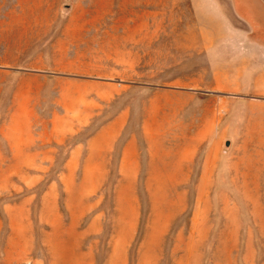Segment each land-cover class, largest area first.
I'll return each instance as SVG.
<instances>
[{
	"label": "rangeland",
	"instance_id": "1",
	"mask_svg": "<svg viewBox=\"0 0 264 264\" xmlns=\"http://www.w3.org/2000/svg\"><path fill=\"white\" fill-rule=\"evenodd\" d=\"M0 264H264V0H0Z\"/></svg>",
	"mask_w": 264,
	"mask_h": 264
}]
</instances>
